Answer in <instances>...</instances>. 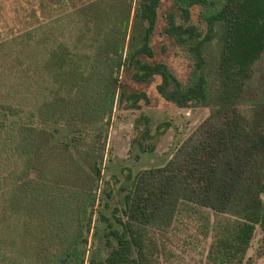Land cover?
Segmentation results:
<instances>
[{
    "label": "trees",
    "instance_id": "1",
    "mask_svg": "<svg viewBox=\"0 0 264 264\" xmlns=\"http://www.w3.org/2000/svg\"><path fill=\"white\" fill-rule=\"evenodd\" d=\"M164 1L163 30L192 62L184 81L151 60ZM51 2L60 15L35 24L31 6L24 29L0 31V264H85L112 110L146 98L126 93L122 70L158 76L162 97L208 114L163 165L128 178L111 209L117 226L98 214L109 249L87 264H156L158 235L183 212L211 234L206 264H249L256 225L264 231V92L246 96L264 52V0ZM135 122L139 147L152 150L148 117Z\"/></svg>",
    "mask_w": 264,
    "mask_h": 264
},
{
    "label": "rangeland",
    "instance_id": "2",
    "mask_svg": "<svg viewBox=\"0 0 264 264\" xmlns=\"http://www.w3.org/2000/svg\"><path fill=\"white\" fill-rule=\"evenodd\" d=\"M52 3L51 0H0V31H3V34L5 32L11 34L24 29V21L29 20L25 12L31 6L37 9L38 15V19L33 22L44 24L48 18L61 14L60 11H49ZM42 4L44 5L41 6ZM169 7L170 2L164 1L158 9L156 24L150 38L153 50L151 60L164 61L172 73L179 80L184 81L190 72L192 62L187 58L185 51L163 30L166 26L165 13ZM197 11L198 7L192 8V21H196ZM209 52H212L211 47L208 49ZM120 74L126 93L143 91L146 98L138 100L137 107L128 106L123 101L112 110L87 258L89 256L100 258L106 255L109 249L103 234L106 222L100 220L98 214L101 213L108 218L113 225H118L111 216V209L114 206L119 208L123 206L125 193L123 187L128 185V178L143 169L163 165L176 146L208 114V108L205 106L179 107L162 97L156 90V84L160 80L158 76L152 77L147 82H139L133 80L125 70H122ZM262 92H264V52L254 64V76L246 96L258 98V94ZM140 114L146 115L149 119L150 133L154 136L146 142L151 141L154 144L152 150H143L138 145V135L142 124L136 123L135 119ZM165 121L169 125L160 132L161 126L158 127V125ZM107 191L108 195H106ZM158 238L160 245L156 264H206V254L212 238L210 233L204 232L202 221L196 214L180 213L169 229L159 234ZM87 258L85 264H87ZM245 259L250 261L249 264H264V231L259 225H256L254 229Z\"/></svg>",
    "mask_w": 264,
    "mask_h": 264
}]
</instances>
